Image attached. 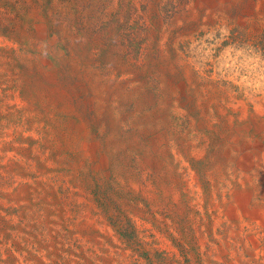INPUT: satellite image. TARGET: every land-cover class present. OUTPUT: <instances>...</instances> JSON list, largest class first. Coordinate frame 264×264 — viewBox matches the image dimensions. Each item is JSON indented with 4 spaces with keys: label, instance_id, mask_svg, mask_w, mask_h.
Here are the masks:
<instances>
[{
    "label": "rangeland",
    "instance_id": "obj_1",
    "mask_svg": "<svg viewBox=\"0 0 264 264\" xmlns=\"http://www.w3.org/2000/svg\"><path fill=\"white\" fill-rule=\"evenodd\" d=\"M0 264H264V0H0Z\"/></svg>",
    "mask_w": 264,
    "mask_h": 264
}]
</instances>
